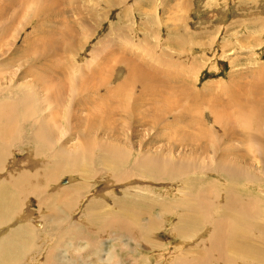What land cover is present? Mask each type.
Wrapping results in <instances>:
<instances>
[{"label": "rangeland", "instance_id": "374dc122", "mask_svg": "<svg viewBox=\"0 0 264 264\" xmlns=\"http://www.w3.org/2000/svg\"><path fill=\"white\" fill-rule=\"evenodd\" d=\"M3 105L20 264H264V0H0Z\"/></svg>", "mask_w": 264, "mask_h": 264}, {"label": "bare ground", "instance_id": "6f19581e", "mask_svg": "<svg viewBox=\"0 0 264 264\" xmlns=\"http://www.w3.org/2000/svg\"><path fill=\"white\" fill-rule=\"evenodd\" d=\"M50 16V15H49ZM139 71V70H138ZM139 79V77H138ZM147 90V89H146ZM157 90V89H156ZM147 92V91H146ZM34 94V93H33ZM161 95V94H160ZM3 96V95H2ZM6 97V96H5ZM36 97V94H34V98ZM23 99V98H22ZM214 99V98H213ZM215 102V101H214ZM22 103H25V98L22 100ZM39 107V105H37ZM216 106V105H215ZM213 111H215L213 109ZM28 113H30V110H27ZM110 113V112H109ZM31 114V113H30ZM111 114V113H110ZM10 115H11V112H8V106H0V147L2 146H5L7 145L6 147L13 145L14 147L17 146V144L15 143H20V142H17L19 139H18V136L17 134L19 133H16L15 132L20 129H15V127L9 125L12 123V121H14L13 119L10 120ZM130 115V114H129ZM7 116H9V120L7 119ZM185 117V116H183ZM216 117V116H215ZM21 118H23V120L25 119L26 122H29L31 120V116L30 115H23L22 117H20L19 120H21ZM189 119V118H188ZM187 120V118H186ZM9 121H11V123H9ZM16 121V120H15ZM176 121L177 123L181 121V118L180 119H176L174 120ZM191 121V120H190ZM104 122H108V121H104ZM103 122V123H104ZM184 122V121H183ZM194 122V121H193ZM20 123V122H19ZM107 124V123H106ZM105 124V125H106ZM190 124V123H188ZM13 125V123H12ZM172 125V124H171ZM187 125V124H186ZM17 126V125H16ZM110 126V125H109ZM190 126V125H188ZM108 127V125H107ZM173 127V126H172ZM181 128V126H180ZM16 130V131H15ZM111 129L107 128V130L105 131V128H104V132H107V131H110ZM15 131V132H14ZM116 131V130H115ZM184 131V130H183ZM186 131V130H185ZM39 133L37 134V137H35L36 139L34 140V145L37 146V151H40V154H42V152H44V154L46 153L45 149L47 148L46 146H39L38 144H35L38 142V140L40 139V130L38 129H35V130H32L30 133ZM102 132V131H101ZM24 134V133H23ZM27 134V133H26ZM248 136V135H247ZM247 136L245 135V137L247 138ZM33 138V137H32ZM231 140H232V137H229ZM228 138V139H229ZM249 138V137H248ZM33 140H31V143H33ZM207 146V145H206ZM213 146V145H212ZM21 147V146H20ZM93 147H95L94 149H98L100 150L99 152H106V154H102L100 153V155L102 154L103 157H108V156H111L113 155L112 158L116 159L117 161L115 162H118V157L115 155L117 152L119 153V150L118 148L114 149L116 151H108L107 148H103V146L100 147V145H94ZM49 148L48 147V151H49ZM52 148V146H51ZM82 148V147H81ZM110 148V147H109ZM198 148V147H197ZM203 148V147H202ZM214 148V146L212 147ZM85 149V148H84ZM102 149V151H101ZM201 149V148H200ZM1 150V149H0ZM89 150H91L89 148ZM214 150V149H213ZM212 150V151H213ZM83 151V149H82ZM87 151V150H86ZM215 151V150H214ZM90 153V151H87V153ZM116 152V153H114ZM1 153V152H0ZM113 153V154H112ZM218 153V151H217ZM121 154V153H120ZM2 155H3V152H2ZM91 155V154H90ZM219 155V154H218ZM120 156V155H119ZM131 156V155H130ZM217 156V155H216ZM59 157V156H58ZM58 157H56L57 159H59ZM78 157V156H77ZM62 158V157H61ZM94 158V157H93ZM101 158V157H100ZM103 159L102 162H106V159ZM110 158V157H109ZM57 159H55V161L57 162ZM69 159V158H68ZM4 160V159H0V162ZM112 160V159H110ZM113 161V160H112ZM126 161V160H125ZM218 161V160H217ZM60 162V161H59ZM61 163V162H60ZM99 163V162H98ZM123 163V162H122ZM125 163V162H124ZM59 164V163H58ZM103 164H106V168H110V166L106 163H103ZM123 165V164H122ZM118 166V165H116ZM133 166V165H131ZM66 167H69V165H67ZM114 168V167H113ZM117 168V167H116ZM120 168V167H119ZM63 170V169H62ZM75 170V169H73ZM138 170V169H137ZM76 171V170H75ZM24 173H21V174H14V175H10L9 177H4V180H0V227H2L3 225L2 224H7L10 219L8 220L7 218L11 215H15V212L17 209H19L21 203H22V199L20 197V191H24V185H26L27 182L25 181V176H23ZM30 176L27 175L26 176V179L29 178ZM1 179V178H0ZM28 185V184H27ZM23 186V188H22ZM123 188V187H122ZM27 190V188L25 189ZM6 191L10 193V195H7L6 197ZM8 194V193H7ZM12 195V198L11 200L9 199V196ZM7 199H9L10 201H8ZM135 199V198H134ZM19 207V208H18ZM15 211V212H14ZM22 211V210H21ZM91 211V210H90ZM17 213V212H16ZM18 214V213H17ZM17 216V215H16ZM101 217V216H100ZM10 218V217H9ZM101 219V218H100ZM8 221V222H7ZM14 221V220H13ZM54 221V220H53ZM187 221V219H186ZM74 222V221H73ZM37 223V222H36ZM55 223V222H54ZM69 223V222H68ZM8 225V224H7ZM37 225V224H36ZM62 225V224H61ZM69 225V224H68ZM77 225V224H76ZM19 226V225H17ZM40 226V225H39ZM75 227V225H73ZM72 226V227H73ZM56 227V226H55ZM4 228V226H3ZM16 227H12V230H8L7 234L6 233H0V235L2 234L3 237L0 238V264H20L22 261H21V258L22 257H26V255L29 253V251H31V240L25 236V231L26 229L22 226V227H19V228H16ZM27 228V227H26ZM33 228V227H30V229ZM34 229V228H33ZM68 229V228H66ZM91 229V228H90ZM72 230H74L72 228ZM76 230V229H75ZM80 231V229H78ZM34 231V230H33ZM67 231V230H65ZM84 232V230H82ZM64 232V231H63ZM73 232V231H72ZM72 232L68 229V232L64 235L65 237H68L69 236V243L67 244H60V241L62 240V236L56 240L57 241V244L55 245V248H53L51 250V252L47 255V259L53 263V264H63L62 262L65 261V264H71L70 261L68 260L67 257L65 256H62L61 258V253L64 249V246L68 249L70 246V244H72L74 241L75 238H73V235H72ZM74 233H76L74 231ZM80 234V232H77ZM86 233V232H85ZM89 233V231H88ZM104 233V232H103ZM87 234V233H86ZM35 235V234H34ZM96 235V234H94ZM36 236V235H35ZM87 236V235H86ZM90 236V235H89ZM59 237V236H58ZM75 237V236H74ZM88 237V236H87ZM84 238V237H80L81 239L80 240H83L85 243L88 244V238ZM79 239V237H77ZM76 238V239H77ZM91 238V236H90ZM33 239V238H32ZM101 239V238H100ZM140 239V238H139ZM71 240V241H70ZM68 241V240H67ZM79 241V240H78ZM81 241V243H84ZM76 243V242H75ZM79 243V242H78ZM97 243V242H96ZM90 244V243H89ZM75 245V244H74ZM79 245V244H78ZM77 245V246H78ZM91 245V244H90ZM89 245V246H90ZM96 245V244H95ZM97 245H99L97 243ZM41 246V245H40ZM73 246V245H72ZM76 246V245H75ZM74 246V248H75ZM82 246V245H81ZM38 247V246H37ZM43 247V246H42ZM41 248V247H40ZM80 248V247H79ZM71 249V248H70ZM91 250V249H90ZM72 251V250H71ZM99 251V250H98ZM89 252V251H88ZM64 255V254H63ZM28 256V255H27ZM67 256V255H66ZM77 256V255H76ZM96 256V255H95ZM93 257V256H92ZM98 257V256H97ZM96 257V258H97ZM101 257V256H100ZM70 258V257H69ZM74 258V257H73ZM24 259V258H23ZM77 259V257L75 258ZM79 259V258H78ZM34 260V259H33ZM63 260V261H62ZM81 260V259H80ZM24 261V260H23ZM25 264V263H24Z\"/></svg>", "mask_w": 264, "mask_h": 264}, {"label": "crops", "instance_id": "0c3cea01", "mask_svg": "<svg viewBox=\"0 0 264 264\" xmlns=\"http://www.w3.org/2000/svg\"><path fill=\"white\" fill-rule=\"evenodd\" d=\"M4 231H5V230H4ZM4 231H3V232H4Z\"/></svg>", "mask_w": 264, "mask_h": 264}]
</instances>
